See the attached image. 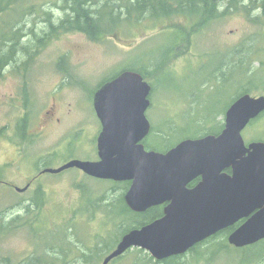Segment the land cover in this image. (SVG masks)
<instances>
[{
  "label": "rangeland",
  "instance_id": "obj_1",
  "mask_svg": "<svg viewBox=\"0 0 264 264\" xmlns=\"http://www.w3.org/2000/svg\"><path fill=\"white\" fill-rule=\"evenodd\" d=\"M249 3L238 1L231 13L192 32L185 42V35L170 27L190 28L189 9L186 18L174 20L135 23L120 17L118 25L105 26L111 33L94 41L81 32L49 36L50 23L57 26L72 14L69 0H0V218L5 224L17 221V227L0 233V264L29 259L101 264L86 263L82 256L115 233L108 206L120 193L109 181L75 168L41 172L72 160L99 159L102 125L94 97L104 83L125 71L145 74L152 86L147 118L153 129L145 141L161 150L195 135L202 118L209 126L225 125L228 107L245 89L253 97L264 96V25L254 22L259 10L246 16L243 6ZM228 4L218 5L220 14ZM159 132L170 133L169 140L157 138ZM243 138L247 145L264 142V116L243 131ZM28 184L26 192L17 191ZM40 201L41 208L35 207ZM135 250L142 249L130 251ZM259 251L234 247L212 263L187 253L179 263L264 264Z\"/></svg>",
  "mask_w": 264,
  "mask_h": 264
},
{
  "label": "water",
  "instance_id": "obj_2",
  "mask_svg": "<svg viewBox=\"0 0 264 264\" xmlns=\"http://www.w3.org/2000/svg\"><path fill=\"white\" fill-rule=\"evenodd\" d=\"M151 91L133 71L104 84L94 97L102 125L99 160H72L44 171L59 174L75 168L94 179L130 182L125 203L134 213L166 205L162 218L123 236L102 264L134 248L156 261L183 256L241 221L228 237L230 246L243 249L263 241L264 142L247 145L243 131L264 114V96L238 98L227 110L219 135L186 139L163 153L147 150L143 143L152 130L147 118ZM198 177L202 181L189 189Z\"/></svg>",
  "mask_w": 264,
  "mask_h": 264
},
{
  "label": "trees",
  "instance_id": "obj_3",
  "mask_svg": "<svg viewBox=\"0 0 264 264\" xmlns=\"http://www.w3.org/2000/svg\"><path fill=\"white\" fill-rule=\"evenodd\" d=\"M69 1H70L69 10L71 11L72 14L66 16V18L63 19L60 22V24H58L57 26H54L53 23H50L49 36H57L58 34L66 33V32H81L86 34L91 40L97 41L100 40L104 35L112 32L106 29L105 26L108 24L118 25L120 21V17L122 18L123 16H125L127 21L130 22L134 20L135 23L142 22L145 19H149V20L151 19L152 21H161L168 19L174 20L179 16L186 18L184 16L186 14L184 10L189 9L190 10L189 13L192 17L191 18L192 25L190 28L185 27L187 24L184 26L182 25L179 26L177 24L171 27L169 26L170 28L177 29L181 33H183L185 35V38L182 42H185L186 40H188V37L191 36L192 32L194 34L195 31H198L204 27L209 26V24L213 22L217 17L231 13L236 8V5L240 0H229V4L224 14L219 13V6H218L223 0H106L105 2H103L102 5H100L101 3L100 1L102 0H69ZM257 1L260 2L259 6L256 7V3L253 0H250L248 6H243V10L246 16L250 18H251V11L259 10L260 13L257 17L254 18V22L256 23V25H264V0H257ZM123 9H126V13L124 14L122 13ZM133 71H136L137 73L141 74L144 77V79L146 78L145 74L142 71L140 70L138 71L133 70ZM112 80L113 79H111L110 81ZM246 94L251 95L250 89L248 90L245 89L242 94H240L238 97H236L233 100V103L238 98ZM230 106L228 107V109L230 108ZM263 116L264 114L261 115L258 119L254 120L250 125L254 124L257 120H259ZM206 120H207L206 117L198 120L197 121L198 131L196 132V134L193 136H187L185 138L197 139L209 135L217 136L225 128V125L219 123L218 121L216 126H209ZM180 129L181 128L178 126L176 127V129L172 130L171 132H176L179 131ZM170 136H171L170 133L167 134L165 132H159L157 133L156 137L160 138L161 140L163 139L168 141ZM148 141L143 142L146 149L157 152L164 153L169 151L175 146V145H173L172 147L167 146L164 150H161L151 146L150 142ZM109 183L113 184L112 190L115 192V194L120 193L119 196L116 199H114V201L108 206L109 208L108 214L111 217L116 227V230L113 236L109 238L110 240L103 243V246L97 247L90 254L86 253L84 256H82L83 261L86 263L96 262L102 264L104 258L115 249V247L119 244L123 236H125L131 230L140 229L162 218L164 215V209L162 207L152 208L142 214L134 213L128 208V206L125 203V195L128 192L131 183L130 182L115 183L112 181H109ZM42 199L43 198H41V201ZM41 201L39 203L37 202L35 207L41 208V206L43 205ZM28 209L30 210V208ZM242 222L243 221H241L234 227L224 230L218 233L216 236L211 237L207 241L195 246L188 253L193 254L194 259L199 260L200 258L204 257L208 263H212L220 255L234 248L227 244L228 237L233 231H235V229H237L241 225ZM12 226L17 227V221L15 219L12 220L9 224H5L0 218V233H3L5 229L11 228ZM220 237H224L225 242L223 241L222 243L221 242L219 243L217 240ZM206 244L207 245L209 244V247L202 254L200 252L201 247ZM263 246H264V240L253 246H249L243 249H237V248L235 249L243 252L249 251L255 254V252H257V249L260 248V251L258 253L259 255L258 259H259L264 253ZM134 253H137L138 255L134 259H130L131 261H129L128 256ZM185 255H187V253ZM181 258H183V256L172 257L163 261H156L148 254H145L142 250H135L134 252L128 251L125 255L114 260L111 264L114 263L118 264L125 262L126 264H180L179 261ZM246 259L247 258H244V260ZM32 261L33 260L29 259V262H27V264H34V261L33 262ZM254 261H249L248 264Z\"/></svg>",
  "mask_w": 264,
  "mask_h": 264
},
{
  "label": "flooded vegetation",
  "instance_id": "obj_4",
  "mask_svg": "<svg viewBox=\"0 0 264 264\" xmlns=\"http://www.w3.org/2000/svg\"><path fill=\"white\" fill-rule=\"evenodd\" d=\"M151 93H152V91H151ZM150 96H151V94H150ZM149 100H150V102H151V97H149ZM152 131V130H151ZM148 138V137H147ZM146 138V139H147ZM145 139V140H146ZM99 158V157H98ZM99 160V159H98ZM97 160V161H98ZM228 173H229V171H227ZM231 172V171H230ZM44 172H41V174H43ZM202 181V178L201 177H198V178H196V179H194L189 185H188V188L189 189H193V188H195L196 186H198L199 185V183ZM30 186H31V184H28V187L30 188ZM160 207H162L163 209L166 207V205H162V206H160Z\"/></svg>",
  "mask_w": 264,
  "mask_h": 264
}]
</instances>
